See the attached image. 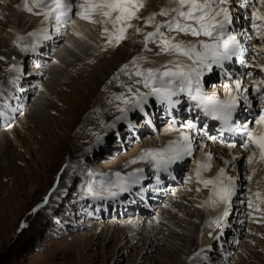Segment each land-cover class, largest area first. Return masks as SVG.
<instances>
[{"label":"rangeland","instance_id":"obj_1","mask_svg":"<svg viewBox=\"0 0 264 264\" xmlns=\"http://www.w3.org/2000/svg\"><path fill=\"white\" fill-rule=\"evenodd\" d=\"M20 3L18 2L19 5ZM18 4L17 0H0V57L3 58L0 59V85L5 86V81L11 78L13 71L10 69L14 65L12 62L21 68L22 75L19 80L22 84L18 85L14 80L18 86L11 87L14 88L12 96L15 95L20 101L22 100L20 108L22 111H19L12 122L7 125L6 122L4 123L7 126L6 130L0 128L1 138L4 140L0 145L2 166H0V264H264V209L259 205L260 213L254 211V214L247 210L249 198H254L252 185L248 183L247 186L251 188L243 190L244 198L241 196L236 198L235 194L233 198L231 197L230 203H233L235 209L231 204L229 214H233L230 218L229 215L225 217L229 218L228 221L227 219L220 221L217 231L213 222L220 218L218 215L211 217L213 219L204 220L202 226L208 227H206L207 240L210 242L208 247L201 244L199 239L195 245L192 230L187 231L192 228V224L196 227L200 221L195 215V210L200 209L195 205L201 204L200 192L194 188L192 179L190 182L189 178L184 181L185 185L181 183L187 174L193 177L192 167L184 170L180 177L182 179L180 186H174L179 188L174 190L169 199L166 197L161 200V206L160 203L155 204L154 207L150 202L149 205L143 204L147 210L153 212H150L149 217L154 218L157 225L141 223L144 227L137 235L126 236L122 230L117 231V226L114 229L108 227L113 221L119 223L118 227L121 228V222L133 223L137 220L140 223L145 216L140 217L136 214L128 216L132 209L129 208L125 214L119 212V215L115 216L109 214L108 217L105 215L96 217V213L90 207L85 210L79 206L78 198L86 195L88 187L85 190L84 187L93 175L102 178L104 177L102 172L114 174L123 165V161L129 158L131 152L140 154L147 149L162 148L161 130L168 124L163 118L158 119V115H149L152 119V129L146 125L145 110L139 116L133 115L129 118L131 130L126 128V123L117 122V117L128 109L131 101L140 99L136 91L144 92L146 96V92L139 88L143 82L142 78H130L132 67L135 69L132 61L139 60V54L148 51V55H152L154 50L160 49V46L151 41L148 44L150 48L140 44L142 37L144 42L147 33L143 29L146 27L145 22H141L139 16L143 10V13L148 12L147 7H144L141 11L138 10V19L130 22L132 27L127 29L126 38L120 40L118 44L113 43L112 46L108 44L107 36L103 33L106 25L90 24L94 27V32L99 34L98 43L94 45L86 31L81 36H75L78 40L68 42V39L65 43L69 32L67 28V32L52 51L39 50L43 52V56L39 54L33 58L29 57L31 50H22L23 47L11 56L5 49L9 44L5 41L12 38L10 33L13 31L26 38L33 37L29 36V33L35 30L32 28V23L22 31L15 28ZM170 15L171 13L168 16ZM107 27L110 30L111 26ZM136 28H140L141 32L137 33ZM37 31L35 30V34L38 33ZM168 36L172 39L171 34ZM134 37L139 38L138 44L134 43ZM186 37L194 40L190 36ZM176 38L173 41H177ZM64 43L66 46L63 45ZM13 44L17 45V39ZM20 44L23 46L22 43ZM82 44L94 47L91 48L95 54L94 58H87L79 52ZM9 45L12 46L11 43ZM63 47L78 54L77 61L69 58V62L63 63L62 56H57L58 51ZM107 53L109 56L106 55ZM158 53L163 52L160 50ZM151 58L153 57H145L146 60ZM117 62L123 65L130 62L128 69L121 71L119 76L115 73L119 69ZM98 78L102 81L97 83V89L95 88L94 91L97 90L96 94L99 95H101L100 86L109 84L118 86V82L132 81L136 88V91L126 88V95L130 96L123 99L128 103H124L121 96L117 98L114 93L112 96L109 91L108 94L115 100L116 106L114 112L102 123L98 118L104 116L100 117L97 108L93 110V107L97 106L99 97L89 95L90 83ZM11 94L5 95V100L2 102L4 105H7ZM16 104L19 106L18 103ZM90 109L94 112L89 113ZM132 120L141 126L132 125ZM83 121L89 124L90 129L80 135V124ZM116 129L118 135H115ZM139 129L145 132L140 136L138 133L137 138L130 137ZM11 133L16 135L20 145L14 142ZM89 134H92L91 139L87 141L85 138ZM148 137L152 139L153 146ZM204 138L202 137L199 142L202 143L203 140H205L204 144L210 142V139ZM213 143L219 145L215 146L217 149L224 148L223 143ZM149 145L151 148L148 147ZM199 147L200 144L193 150L196 153L192 158L189 156L191 166L194 164V158L199 154L201 148ZM202 152L206 150L201 151L200 158L203 156ZM214 156L217 159L215 162H221L222 165L220 155ZM185 163V161L181 163L182 169ZM134 167L137 170L145 166L139 161V166ZM227 167L228 163L225 168ZM232 169L233 167L226 171L225 177L236 175L235 180L240 185L245 184L241 182L247 173L243 164L237 167V172H232ZM136 170L128 171L127 175ZM141 175L145 179L141 183L146 184L151 181L144 172ZM178 175L180 176V172ZM254 177L252 173L251 179ZM176 180L179 182L177 176ZM99 187L100 184H93L95 192ZM164 190L166 191V188H163ZM237 190L238 185L235 193ZM101 199L93 200L98 203ZM103 206L106 207V204ZM248 212L252 214V220L246 219ZM161 218L164 219L163 222L160 221ZM218 230L222 232L221 237L216 234ZM149 245H152V249L148 251Z\"/></svg>","mask_w":264,"mask_h":264},{"label":"snow or ice","instance_id":"obj_2","mask_svg":"<svg viewBox=\"0 0 264 264\" xmlns=\"http://www.w3.org/2000/svg\"><path fill=\"white\" fill-rule=\"evenodd\" d=\"M232 0H169L170 5H176L162 9L158 15L168 16L170 13L174 14L172 19L163 24H155V31L145 34V47L151 42L159 41L161 52L164 53H178L181 56L187 57L194 65L199 67H190L186 64L174 62L172 66L162 65L156 69L137 70L135 75L142 78L145 88H150L153 95L161 100L173 105L175 101L172 97L177 92L186 93L188 98L195 102V107L199 108L203 114L210 117L212 120H218L222 123L223 131L239 132L243 138L242 147L247 150L250 146L254 147L259 153V159L264 161V110L258 115L254 123L257 129L253 130L245 123L238 126L233 122V116L237 109L240 107V101L249 103L246 93L248 89L242 88L241 82L236 81L234 89L225 85L227 92L225 98L221 99L217 95H208L204 92L201 77L203 76L204 69L212 70V65L215 64L219 67L224 66V61L231 60L234 56H239L244 49L240 41L235 35L230 34L227 29L233 23L232 13L229 5ZM261 9H264V0H258ZM248 5H246L247 7ZM143 4L139 0H24L23 10L34 14L43 15L45 22L54 20L57 25L63 23L67 25L71 22L73 14L78 16L81 20L89 23H103L104 25H111V30L107 26L104 27L103 33L107 36L108 44L111 46L113 43L118 44L120 40L125 39V33L129 27H132L131 21L138 19L137 12ZM38 10V11H34ZM74 9L77 11L74 13ZM153 14L145 21V26H152L155 20ZM251 28L255 30L257 37L260 41L264 42V11L255 10L252 12ZM100 17L101 19H96ZM176 31L191 36H204L211 42H203L197 45H184L182 43H173L165 37L164 32ZM136 32L140 33L141 29L136 28ZM81 36L79 32L74 33ZM29 33V36H33ZM45 38H48L45 35ZM24 37L17 36V46L24 41ZM251 39V37H249ZM27 50V48H22ZM32 50H35V45H32ZM264 53V48L259 49ZM0 59H3L0 57ZM134 59L132 64H136ZM128 65H124L121 71H126ZM264 71V69H261ZM10 71H19L13 65ZM115 79V78H114ZM255 92L259 100L264 104V91L261 90L260 85H264V80L254 81ZM140 97L136 101V106L139 107L146 102L147 97L143 93H137ZM124 103H128L121 97ZM187 129L195 128L191 122L184 125ZM215 139V137H211ZM193 141L189 135L182 133L179 141L171 142L167 147L161 149H149L141 153L136 159L130 163L135 164L138 161H145L151 164L156 173L161 171L167 172L172 164L183 160L186 156L192 155ZM229 147H235V144H229ZM256 151H253L247 159L250 165L256 157ZM233 159H236L235 157ZM208 160H211V154H208ZM210 167V164L198 165L196 170V179L198 183H202L205 187L212 186L209 201L216 203H224L226 205L222 216L216 221L217 224L229 215L227 205L231 201V197L235 194V179L227 177V182L224 183V169L214 180H204L201 178V170ZM143 169H137L136 172L129 173L127 176H122L120 172L114 173L115 180H107L100 182L102 188H106L112 197L118 193L112 189H118L120 192L129 190L131 184L138 183L142 179ZM189 177V182L191 181ZM251 179V177H249ZM159 181V176H157ZM88 185V192L93 195V198H101L99 193L93 189V184ZM199 191V189H197ZM256 200L264 203V198L261 197L260 192L255 194ZM249 207H254L252 200H249ZM259 211V205H255Z\"/></svg>","mask_w":264,"mask_h":264},{"label":"bare ground","instance_id":"obj_3","mask_svg":"<svg viewBox=\"0 0 264 264\" xmlns=\"http://www.w3.org/2000/svg\"><path fill=\"white\" fill-rule=\"evenodd\" d=\"M18 2L20 3V0H17V4H18ZM139 2L143 4V8L142 9H144V7H147V9H148V12L146 11V13H143V11H144L143 10L140 13L139 16H140L141 22L142 21L145 22L146 19L149 16H151L153 14H157V12H160L162 9H166V8H170V7H175L176 6L174 4L173 5H170L169 0H139ZM23 4H24V0H21L20 5L18 4L19 5V7H18V16H17L18 19L15 22V28L20 29L22 31L27 26H29V23H32L33 24L32 25V28H36V26H38L40 24V26L36 29V30H38L37 31L38 33L36 34V36L39 37V38L38 39H35L36 37H26L24 39V41L22 42L23 45H28V46L30 45L31 47H32V45H35V50H32V48H27V49L31 50V52L29 53V57L32 56V58H33L34 56H37L36 54H38V52H40L39 50H41L42 47H43V49L44 48L47 49L48 50L47 52L52 51L53 48L55 47V45L63 37V35H61V33H62L61 32L62 31L61 30L62 24L57 25L55 23V21L54 22H47V23H45L43 21V19L45 17L42 14L41 15H34V14H31V13L23 10ZM34 11H38V10H35L34 9ZM157 15L155 16V20H154L152 26H146L145 28H143V29H145V31H148V30L152 29V27L154 28L155 24H159L160 22H163L165 20V17H160V16H157ZM17 24H18V26H17ZM44 25H45V27H44ZM108 26L110 27L111 25L109 24ZM67 28H68L69 32H68V34L66 36L65 43H66V41H68V39H69L68 42L78 40V38H75V36H77V35H75L74 33L79 32L80 34H82L84 31H86V33H88L89 39L90 40L92 39V41H93L92 45L98 43V38H99L98 36H99V34L97 32H94V30H93L94 27L91 26L89 22L84 21V20H81L78 16H76L74 14L72 16L71 22L67 24L66 29ZM52 30H53V32H51ZM66 32L67 31H64V33H66ZM59 33H60V35L58 37L53 38V36L55 34H59ZM170 34H171L172 38L173 37H175V38L177 37L176 38L177 41H175V42H179V43L193 42V41L189 40V38H187L185 36H181V35L176 34V33H170ZM45 35L48 38H53L52 41L51 40H48V38H45ZM10 36H12V38L9 39V41H5V43H7V42L9 44L11 43L13 47L10 46L9 44H7L5 46V49L9 52V54H11V56H13L17 51L18 52L20 51V47H22V45L20 44V46L18 47L16 44H13V42H15V40L17 39V36H19L18 33H14L12 31V33H10ZM167 37L171 40V37H169V36H167ZM134 39H135V42L134 43L135 44H138V39L139 38L134 37ZM65 43L63 44L64 46H66ZM153 43L154 44H158L157 42H153ZM140 44L141 45L142 44L145 45V43L143 42V37H142V40H141ZM148 44H150V43H148ZM148 44H147V46H148ZM152 46H155V45H152ZM65 48L64 47L61 48L58 51V53H57L58 54L57 56H62L63 63L69 62V58H73L72 60H76L77 61V55L78 54L76 55L73 52V50H71V49L68 50V49H65ZM91 48L94 49L93 46L92 47H88V46H85V45L83 46V44H82L80 46V48H79L80 49L79 52L81 54H83L85 57L91 59V58H94V56H95V54H94V52H93V50ZM148 48H150V46H148ZM156 50L160 51L161 49H156ZM156 50H154V53L151 52L152 55H148V52L149 51L146 52V53L139 54V60H137L139 62L135 64V69H134V67H132V71L130 73V78L139 77V76H136L134 74L135 71L137 70V68H139V70L143 71V70H146V69H149V68H152V69L160 68L162 65H169L171 67L174 62H179V63H182V64H186V65H188L190 67H195V65L192 62H190L187 59V57H185V56H181L178 53H164V52L163 53H160V54H162V55H160L158 53V51H156ZM42 54H43V52H40V56H43ZM106 55L109 56V53H107ZM141 55L144 56V57H141ZM149 56L150 57L152 56L153 58L146 60L145 57H149ZM261 61L263 62V60H261ZM12 64L15 65L16 63L15 62H12ZM120 64H121V62H117V64H116L117 66H119L118 67L119 69H120L121 65H123V64H121V65ZM116 65H115V68H116ZM124 65H126V64H124ZM124 65L122 67H124ZM127 65L129 67L130 66V62ZM132 66H133V64H132ZM0 67H1V64H0ZM196 67L198 68L199 66L196 65ZM119 69L115 72L116 74H118V76L120 75V72H121V70H119ZM20 75H21V68H19V71L17 72V74L16 75L13 74L12 77L15 78V81H19L20 78H21V76H22V75L21 76ZM100 80L102 81L101 78L92 80V82L90 83L91 85H89V95H91V94L93 96L98 95V97H99L97 106L93 107V110H95L97 108V110H99L100 117H103L104 116L103 118H98L96 115H94L95 117H97L99 119L100 123H102V122H105L109 118V116L114 112V107L116 106L115 100H113L112 98H110V94H108L109 91L111 92V95L112 96H113L112 93H114V96L116 95L115 97H117V98L120 97V96L123 97V98H125V97L127 98L130 95H126V92H125L126 91V88H130L131 91H136V88L132 84L133 83L132 81H128V82H118L117 81L119 83L118 86H116V84H115V86L114 85L112 86L111 84H109L108 86H106V85H104L102 87L100 86L99 91H100V94L101 95H99V93L96 94L97 90L95 92L94 89L95 88L97 89V86H98L97 83ZM15 81H14V86H18L19 84L17 85L15 83ZM215 86L212 87V89L209 91V93H207L208 95H211V93H214V91H216L215 90L216 89ZM108 87H110L111 89L108 90L107 89ZM139 88L143 89L146 92V97H147L146 102L143 103L141 106L137 107L136 106V100H135L132 103L133 105L131 106L130 110L127 113L122 114L121 116L117 117V122L122 121L123 123H126L127 125L128 124L130 125L131 119H129V118L131 116H133V115L139 116V114L142 113V111H144L145 109H147V106H150L151 104H152L151 107L153 109V106L154 105H153V99H151L152 96L154 97L155 102L157 104H163V106H165V108H166V111L168 113H170V114L172 113V108L177 109L178 108V105L180 103L183 104L181 98H183V101L184 102L190 101V99L188 98V96H187L186 93L177 92L176 95H178L179 98L175 99V103L173 105H169L167 102H161V100L159 98H157L155 95H153L152 92H151V90H150V88H145L144 85H143V82L141 83V85L139 86ZM1 91H2V93H1ZM4 91L5 90L0 89V103H2L3 100H4ZM113 91H116V92H113ZM12 94H13V92H12ZM84 98H85V96H84ZM113 101H114V103H113ZM13 109L14 108L11 107V106H9V104H7V106H5V105L3 106L2 105L0 107V121H1V119L3 121L10 119L11 112H13L12 111ZM93 110L90 109L89 113L91 111L94 112ZM125 116H128V117L125 118ZM157 118L159 119V116ZM89 120H90V118H89ZM160 120H162V119L160 118ZM132 125H134V126L136 125V127L141 126V124H137V122H135V120H132ZM177 128H178L177 125H172V126L167 125L166 127H164L161 130V135H160V141L161 142L160 143H161V147L162 148L167 147L168 146L167 143H171L173 141H179L182 133H186L189 136L191 135V132H190L191 130L190 129H187L186 128V130H185V129H181L180 128V129L177 130ZM89 129H90L89 128V124L83 121L80 124V133L79 134L82 135L84 132H86ZM91 135L92 134L87 135V138H85V139L88 141V139H91L90 138ZM1 136H2V134H0V145L4 141L3 138H1ZM15 136L16 135L12 134V137L14 139V142L17 143L18 145H20V143L18 142V140H17V138ZM190 137H191L192 141L194 142L193 145H192L193 150L195 148H198V145L201 144L200 145L201 148H200L199 154L194 158V160H193V163L194 164L192 166V172H193L192 181L194 183V188L195 189H199V192H200L199 193V198L201 199V204H195L196 206L200 207L199 211L198 210H195V213H196L195 215H197L198 220H200L199 221V224H197L196 227H193V224H192V228L191 229H188L187 231H189V230L191 231L192 230L193 243L195 245H197V242L200 240L201 241V244L203 243L205 246L208 247V245L210 243L209 240H207V230L208 229H206L207 226H202V224H203V222H204V220L206 218H207V220L213 219L211 217H213L215 214H216V216L218 215V217H221L222 216V213H223V211H224V209L226 207V205L224 203H220V202L213 203V202H210L209 201V197L211 195L212 186L209 185L208 187H205L202 183H198L197 182V179H196L197 166L198 165H204V164H210V167L201 170V178L204 179V180H214L218 176V174L220 173V170L221 169H224V178H222V180H223L224 183H226L227 182L226 177H225L226 171H228L229 169H231L233 167L232 172H237V167H239L240 164H243L244 165V169L247 170V173L244 176L245 177L244 180L246 182H248V185L249 184L252 185V189H253L254 194L256 192H260L261 193V197L264 198V165L260 162V160L257 157H255L253 163L249 165L247 163V159L246 158L249 155H251L252 153H250L247 157H245L244 156V153H245L244 151L234 150L232 147H227V146H226V148L225 147L224 148L219 147V149H217L215 146H217L218 144L213 143L212 140H210V142H207L206 144H204L205 140H203L202 143L199 142V140H202V136L200 138L199 137L198 138L196 137V140L195 141L193 140V136H190ZM85 139H83V141ZM147 139H149V141L152 143V139L150 137H148ZM207 140H209V139H207ZM153 144L154 143H152V146H153ZM148 147L151 148V145H149ZM156 148H154V149H156ZM203 148L206 150V152H202L203 153V156L200 158L201 151L202 150L204 151ZM225 151H226V153H224ZM209 153L211 154V160L210 161L208 160V154ZM215 154L216 155L218 154V156L220 155V158H222V161H223L222 165H221V162L220 163H218V161L215 162V160H217L215 158V156H214ZM139 156H140L139 155V152H134V153L131 152L129 154V156H128L129 158L127 160L123 161V163H122L123 165H121V167L118 168V170H116V171L117 172H120L121 175L124 176V174H127L128 171H131L132 172V170H136V167H134V166H139V161L137 163H135V164H132L130 162L132 160H136ZM187 157H189V156H186L183 160L178 161L175 164H172L169 167V169H168L167 172L161 171L159 173H162L164 175H170L171 177H173V174L175 173V170H177L176 167H178V166L181 167V163L183 161H185V159ZM234 157L236 159H233ZM227 163H228V167L226 169L225 167L227 166ZM0 166H1V164H0ZM252 173L255 175V177L253 179H251V182H249V177L252 176ZM235 176L236 175H233L232 174V177L235 178ZM114 180H115V176H114ZM144 180L145 179H144V177L142 175V179H140V181L138 183H141ZM173 180H171V181H173ZM138 183L131 184L130 187H129V190H131L134 186L139 185ZM237 185L238 184L235 183V188H236ZM244 186H247V183H245ZM129 190L124 191V192H130ZM101 191H102L101 190V187H99L96 190V192L99 193L100 197L103 199V195H102L103 192L101 193ZM124 192H121V193L124 194ZM159 192H161V190H159ZM85 194L87 195V194H89V192L87 191V192H85ZM122 196H125V195H122ZM115 197H118V195H116ZM254 198H255L254 200H256L255 195H254ZM93 199L94 200H97V198H93ZM256 202L257 203H260L257 200H256ZM231 204L232 203H229L227 205L228 211H230L229 209L231 207ZM260 204H262V207L264 209V203H260ZM232 206H233V204H232ZM133 208L134 207H132V209ZM138 213H139L140 217H141V215H147V216H145V218H143L142 221L140 220V223H138L137 220L134 221L133 223H131L130 221L127 222V223H122L121 222L120 223L121 224L120 226H122V228H121V227H118L119 226V223L116 224L113 221V222L110 223V225L108 227L110 229L111 228L114 229L115 226H117V228H116L117 231L120 232L122 230L123 233H126V236H133V234H136L137 235L138 231L141 232L143 230L144 225H141V223L147 222L149 224L154 223L155 225H157L155 219L154 218H150L149 215L146 214L147 212L140 210ZM115 215H119V214L116 213V214H114V216ZM208 216H209V218H208ZM116 218H117V216H116ZM226 219L227 218L224 217V219H222V221H225ZM207 220H206V222H207ZM160 221L163 222L164 219L161 218ZM222 226H223V224L220 225V227H222ZM187 233H188V236H190L189 232H187ZM220 233H222V232L218 230V233H216V234H219V236L221 237L222 234H220ZM215 236H217V235H215ZM215 239H216V237H215ZM193 243H192V246H193ZM150 249H152V245H149L148 246V251Z\"/></svg>","mask_w":264,"mask_h":264}]
</instances>
